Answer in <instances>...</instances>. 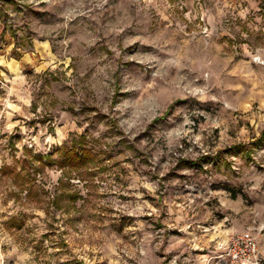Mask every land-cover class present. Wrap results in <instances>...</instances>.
I'll use <instances>...</instances> for the list:
<instances>
[{"label": "rangeland", "instance_id": "374dc122", "mask_svg": "<svg viewBox=\"0 0 264 264\" xmlns=\"http://www.w3.org/2000/svg\"><path fill=\"white\" fill-rule=\"evenodd\" d=\"M263 130L264 0H0V264H264Z\"/></svg>", "mask_w": 264, "mask_h": 264}, {"label": "built area", "instance_id": "2783aa9c", "mask_svg": "<svg viewBox=\"0 0 264 264\" xmlns=\"http://www.w3.org/2000/svg\"><path fill=\"white\" fill-rule=\"evenodd\" d=\"M227 252L232 264H261L258 238L251 229L232 234Z\"/></svg>", "mask_w": 264, "mask_h": 264}, {"label": "trees", "instance_id": "16d2710c", "mask_svg": "<svg viewBox=\"0 0 264 264\" xmlns=\"http://www.w3.org/2000/svg\"><path fill=\"white\" fill-rule=\"evenodd\" d=\"M260 139H264V130L262 131V133L260 135ZM66 152H67V157L65 159L66 162L68 164H70L71 166L76 167V168L82 166L90 154V153H88V151L84 150L82 156H80L78 151L74 148L69 150V151H66Z\"/></svg>", "mask_w": 264, "mask_h": 264}]
</instances>
